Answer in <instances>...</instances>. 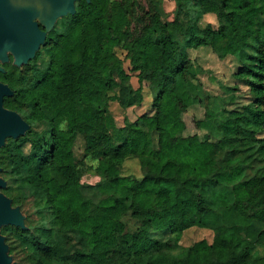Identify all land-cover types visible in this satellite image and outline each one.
I'll list each match as a JSON object with an SVG mask.
<instances>
[{"label": "trees", "instance_id": "16d2710c", "mask_svg": "<svg viewBox=\"0 0 264 264\" xmlns=\"http://www.w3.org/2000/svg\"><path fill=\"white\" fill-rule=\"evenodd\" d=\"M173 2L167 22L156 0H76L22 72H0L3 105L30 125L0 147L2 191L34 215L4 229L20 264H264V0ZM201 46L234 59L224 96L197 80ZM146 95L117 124L111 103ZM194 105L203 137L186 133ZM192 226L212 240L181 244Z\"/></svg>", "mask_w": 264, "mask_h": 264}, {"label": "water", "instance_id": "95a60500", "mask_svg": "<svg viewBox=\"0 0 264 264\" xmlns=\"http://www.w3.org/2000/svg\"><path fill=\"white\" fill-rule=\"evenodd\" d=\"M76 0H0V62L13 56L17 65L27 63L35 56L44 43L47 33L57 19L75 11ZM41 26L43 28H41ZM0 71L3 67L0 65ZM13 94L12 88L0 81V147L7 138H16L26 133L29 123L15 110L3 105L5 96ZM1 170V167H0ZM6 186L0 175V225L25 227V216L18 205L2 191ZM0 240L4 237L0 235ZM7 243H0V251H5V264L11 263Z\"/></svg>", "mask_w": 264, "mask_h": 264}, {"label": "rangeland", "instance_id": "374dc122", "mask_svg": "<svg viewBox=\"0 0 264 264\" xmlns=\"http://www.w3.org/2000/svg\"><path fill=\"white\" fill-rule=\"evenodd\" d=\"M156 3L159 7V9L162 12V15L164 19L167 22H170L174 17V2L173 0H156ZM163 4V8H162ZM215 17V16H214ZM213 16L209 15L205 17L204 21H210L214 25H216V20ZM59 19V18H58ZM174 33V31H173ZM178 34V32H175V34ZM201 48H208L205 46H201L197 49ZM190 49L189 53L191 58L196 64L201 65L205 71H199V69L196 71V77L197 80L203 84V87L206 88L208 91H210L213 94H218L219 96H224L225 93L223 92L222 86L234 84L235 79L232 77V73L234 71L235 65L233 63L234 59L232 57H227L223 60H218V58L211 52L210 49H202V51L197 52L198 50ZM9 60H13V56L9 53ZM42 56L45 58L46 55L43 53ZM124 67L127 69V71L130 73V84L133 87H138V79L136 76V73L130 70V64L128 61L124 62ZM196 69V67H194ZM196 80V82H198ZM244 89L241 87V91L244 94ZM151 103V97L149 95H146L143 99V101L140 104H133L131 106H128L126 108L121 107L117 102L111 103V110L113 112V115L115 117V120L117 124H122L125 119L131 120L136 118L139 114H142L149 110V106ZM203 114V110L198 105H194L188 109L187 112L184 113L183 118L187 124L186 133L191 132H197L200 134L201 137L204 135V131H198L193 124V120L196 118H201ZM25 151L29 150V143H26L24 145ZM82 149H83V140L81 138H78L76 144H75V155L77 157H80L82 155ZM130 162V163H128ZM136 160L134 158L127 159L125 163H128L125 166L126 171H135L137 173L138 169L136 166L133 165V163ZM99 176L91 173H85L82 178L81 182L83 184V189L85 191L91 192L93 191V185L98 181ZM23 215L25 216V222H27L28 216L33 217L30 209L22 211ZM213 237V232L210 229L198 227V226H192L185 230L183 232L182 238H181V244L183 245H189L193 241L205 238L208 241H211ZM259 251H261V247H257ZM11 254V253H10ZM13 255V254H11ZM14 256V255H13Z\"/></svg>", "mask_w": 264, "mask_h": 264}, {"label": "flooded vegetation", "instance_id": "af4514ba", "mask_svg": "<svg viewBox=\"0 0 264 264\" xmlns=\"http://www.w3.org/2000/svg\"><path fill=\"white\" fill-rule=\"evenodd\" d=\"M41 28H43V27L41 26ZM27 64H28V62L27 63H23L21 65H17L13 61L0 62V65L3 67V71H0V72H7V73H13L15 71L16 72H22L24 66L27 65ZM0 81H2V80H0ZM2 82H4V81H2ZM4 83H7V82H4ZM4 229H5V225L4 224L0 225V235H2L4 237V240H0V243L3 242V244L7 243V240H5ZM8 246H9V244H8ZM8 249H9L8 253H9V255H11L10 254V248H8ZM4 253H5V251H3V256H2V252L0 251V264H5V260H4L5 259V255H4ZM11 263L20 264L18 259L15 258L13 255H12Z\"/></svg>", "mask_w": 264, "mask_h": 264}, {"label": "crops", "instance_id": "0c3cea01", "mask_svg": "<svg viewBox=\"0 0 264 264\" xmlns=\"http://www.w3.org/2000/svg\"><path fill=\"white\" fill-rule=\"evenodd\" d=\"M202 49H209V48H201V49H197L198 51L197 52H199V51H202ZM196 50V49H195ZM188 51H190V49L188 50ZM140 115V114H139ZM135 119V118H134ZM134 119H131V120H134Z\"/></svg>", "mask_w": 264, "mask_h": 264}]
</instances>
